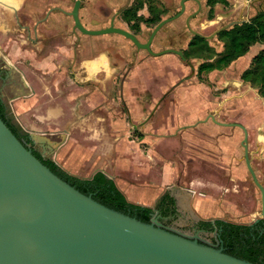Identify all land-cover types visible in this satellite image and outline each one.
Wrapping results in <instances>:
<instances>
[{"label":"rangeland","instance_id":"374dc122","mask_svg":"<svg viewBox=\"0 0 264 264\" xmlns=\"http://www.w3.org/2000/svg\"><path fill=\"white\" fill-rule=\"evenodd\" d=\"M155 3H162V6L167 7V14L172 15L179 8L180 0H153ZM203 4L205 0H200ZM227 5L217 4L214 10V19L217 16H220V19L217 23L210 24L212 22H207L206 19V7H202L201 14L191 22V28L204 36H211L217 30L221 28H230L235 24H240L250 21L256 14L259 12H264V0H226ZM131 1L130 0H107V7L109 12H114V10L127 6ZM165 3V4H164ZM67 6V5H66ZM69 7V6H68ZM185 14L192 11L194 4L189 2L185 4ZM184 14V16H185ZM184 16L180 19L166 25L161 31L159 37L156 39V44H162L165 46H171L175 49H181L186 45V42L191 38V33L188 32L184 26ZM31 18V17H28ZM122 25L121 21H117ZM93 25V24H92ZM148 34V31L145 28H142L139 38L143 39ZM108 40L115 42L118 45H123V56L128 57L130 45L126 41H116V36H107L105 37ZM119 39V38H118ZM5 41L6 39L3 38ZM210 41V51L207 55V58H213L219 56L220 53L224 52L225 45L216 39V37L209 38ZM123 42V43H122ZM264 50V45H254L250 53L257 54L259 51ZM206 56V55H205ZM200 60H194L190 67L186 64L176 61L171 62V68L168 67L167 73L170 75L171 80L164 86L162 89V94L158 93L159 88L158 84L163 83V76L161 77H149L145 79L141 85L135 84V91L142 87L145 88L151 94L145 95H132L133 86L131 83L125 88L124 101L118 99L113 91L110 95H107L108 103H104L101 106L107 105L112 106L111 103H117L121 107H125V124H126V135L125 137L116 144L114 151V160L110 172V176H113L117 172V166L119 165V160L123 155L128 156L129 164L132 165L133 160H131L134 154H142L153 156L154 159H174L176 160L175 166L178 168L177 177L174 180H170L168 193L172 196L175 206V216L169 220L170 227L177 229L181 232H184L188 235H193L196 230H199V215L196 213H188L182 211L179 207L181 204V196L184 195L186 189L193 191V196L196 197V193L199 197L204 195L205 202L215 204H224L225 208L232 206L235 210L234 215L229 214L228 210L225 209V213L222 215L223 220L231 221L237 224L245 223L252 224L256 219L259 218L260 213V193L256 186L253 184L251 177L245 167L244 157H243V148L241 146V141L243 138L242 131H238V141L236 144V157L229 159L230 167H235V170L240 167L239 171L235 174L227 175L223 173L216 172L213 167L210 166V161L207 159V154H205V147L207 144H199L192 139H187L186 134H195L198 132L196 129L197 125L202 123L201 121L210 120V115L214 116L215 120L225 123H231L227 121L231 116V121H239V118H244L250 123V127L244 126L242 123L238 122L244 126L248 132V151L251 158V164L254 167L259 169L261 166V155L264 154V144L259 141V127L252 126L259 118H264V99H257L256 91L248 89L249 87L242 85L239 81L240 71L235 70L232 66L224 69L223 71H214L209 74H203L201 77L195 72ZM242 66V63L239 65ZM108 86H113L114 78L111 77L110 73L107 77ZM202 81V82H201ZM156 82V83H155ZM179 82H182L179 91H188L196 92L198 96V102L203 103L202 115L199 119H195L199 115V110L194 106L192 109H187L180 106V101L175 97L177 94L172 95L168 88L170 85H175ZM84 86L85 84H81ZM89 85V84H88ZM115 87V86H114ZM130 89V90H129ZM241 89V90H240ZM246 89V90H245ZM129 90L130 92H126ZM256 90V89H255ZM167 94H164V93ZM240 92H243L244 95L251 101V104H255L252 107V111L249 114V111L242 109L245 105L240 102L238 108L233 107L235 100H243V96H240ZM233 95H235L233 97ZM60 96L56 103H43L39 105L38 108L45 107L48 104H52L56 107H61V115L57 118H52L48 120L47 126H41L43 121L38 119L32 113L24 119L25 123H39L41 125L30 126L22 125L19 120L13 116L14 122L27 133L29 130L43 131V133L50 134L49 139L52 140L57 134L65 132L69 126L67 122L74 116H80L82 113L87 111L89 104H98L101 103L104 98L101 99L100 94L95 91V89H87L85 94H79L76 92L75 95H71L69 98L68 104ZM137 97V98H136ZM178 97V96H177ZM255 99H254V98ZM120 98V96H119ZM103 101V102H105ZM234 104L231 106L232 102ZM122 103V104H121ZM67 104V105H66ZM76 104V106H75ZM201 105V104H200ZM75 106V111H72V108ZM101 106L97 107L100 108ZM120 106L119 110H120ZM219 106V108H216ZM116 110V109H114ZM195 119L194 123L190 126L178 125V123L189 122ZM87 119L83 123V127L87 124ZM220 121V122H221ZM237 123V122H236ZM264 122H261L262 124ZM259 124V125H260ZM209 126L207 123L201 124L198 126L199 131H207ZM193 129V130H192ZM86 133L88 135L93 134L92 140L96 139L98 131L95 126L92 124V127H86ZM231 131H234L231 129ZM22 132V131H20ZM240 132V133H239ZM227 135V134H225ZM199 137V136H198ZM27 138V137H26ZM70 138V136H69ZM28 139V138H27ZM64 141V140H63ZM66 139V142L61 144V149L58 147L50 148V145H47L49 158L55 159L56 162L68 169H74L80 166V163L85 162L89 164L93 160V155L96 153H102L103 150H106L110 143H107L106 148L101 151H97L96 146L99 142H90V141H81L77 140L69 141ZM55 144V142H54ZM35 146L41 147L37 144ZM58 148V149H57ZM59 150V151H58ZM90 150L92 152H90ZM58 151V154H57ZM92 153V154H91ZM160 153V154H159ZM57 154V155H56ZM91 154V155H88ZM103 154V153H102ZM204 154V156H203ZM163 156V157H162ZM137 159H140L141 156L137 155ZM147 160V156L145 158ZM152 162V161H151ZM158 162V161H157ZM151 164V163H150ZM154 164V163H152ZM154 166V165H153ZM162 163H157L156 166L152 168L150 178L154 185V189H149L150 192H155L157 188L160 187L163 182L160 173L162 171ZM255 171V170H254ZM258 171V170H257ZM256 173V172H255ZM125 179L129 178L127 175H124ZM172 177V176H171ZM230 177H233L231 180ZM259 182L264 187V181L257 176ZM196 190V191H195ZM196 192V193H195ZM202 194V195H201ZM177 195V197H175ZM147 199V198H146ZM145 199V200H146ZM144 201V199H142ZM180 202V203H178ZM222 206V205H221ZM230 208V207H229ZM209 220H214L213 216ZM207 221V220H206ZM210 222V221H209ZM205 231L199 232L198 235L204 241L215 244L220 243L218 240V231H216L212 226V223L207 226L203 225ZM219 248V247H218ZM216 248V249H218Z\"/></svg>","mask_w":264,"mask_h":264},{"label":"water","instance_id":"95a60500","mask_svg":"<svg viewBox=\"0 0 264 264\" xmlns=\"http://www.w3.org/2000/svg\"><path fill=\"white\" fill-rule=\"evenodd\" d=\"M78 6L77 1L71 14L83 33H119L138 48L149 50L147 44L141 45L130 33L113 26L98 31L84 29L77 19ZM179 15L161 22L152 37L165 22ZM100 109L106 114L105 120L114 138L103 154H94L93 160L89 164L85 162L84 167L83 162L74 169L60 165L70 176L91 180L95 173H101L112 179L116 144L126 135L125 111L123 107L114 110L107 105ZM86 117L73 121L59 136L68 140L73 129L82 126ZM210 119L243 131L244 164L260 193L259 218L253 222L257 223L264 219V187L251 164L248 132L239 124L221 123L212 115ZM21 131L15 136L0 118V264H252L225 254L220 243L206 246L198 243V237L166 230L155 216L149 223H143L80 193L31 152L32 144L58 147L49 139L50 134L24 132L30 141L25 145Z\"/></svg>","mask_w":264,"mask_h":264},{"label":"flooded vegetation","instance_id":"af4514ba","mask_svg":"<svg viewBox=\"0 0 264 264\" xmlns=\"http://www.w3.org/2000/svg\"><path fill=\"white\" fill-rule=\"evenodd\" d=\"M32 1L33 0H17V3L19 2V7L16 10V16L14 14L12 17L6 13V11L9 13L12 10L4 5H0V25L4 27V39L8 42L12 41L17 47L30 48L34 61L38 64L35 70H37V73L42 77L43 81L51 86L54 93L58 94L59 97L63 96L62 98L67 104L70 101L69 98L71 95H75L76 92L79 94H85L87 89L91 90L93 88L100 94L101 99L104 98L103 101H105L107 99L106 96L110 95L113 91H115V95H117L118 99L124 101V95L126 94L125 88L126 86H129L130 83L134 87L133 90H131L133 92L132 95L140 97L142 94L145 95L147 90L138 87L139 89L135 91V89H137V87L135 88L134 86L135 84L141 85V83L149 77L156 78L164 75L163 83L158 84L159 88H161L160 85L162 86L161 89H158L160 90L158 93L162 94V89L171 80L170 75L167 73V68H171V62L173 61H180L190 67L194 60H200L201 62L195 72L200 77L203 74H209L214 71H223L231 66L230 64L223 70H212L207 73L199 72L201 65L212 63L219 57L215 56L213 58H207L208 53L212 51H210L211 46L209 38L216 37L218 41H221L218 35L219 32L221 30L230 29L231 27L221 28L211 36H204L193 30L190 26L191 22L201 14L202 7L207 8V22L215 20V6L221 3L212 4L209 2L210 0H205L203 4L200 0H180L178 10L169 16V14H167V7L165 5L162 6L161 2L155 3L153 0H130L131 2L127 6H122L114 10V12H109L107 0H36L40 4L41 11L36 17H34V19H32L28 18L29 16L26 14ZM77 1L79 3L77 19L84 29L98 31L113 26L114 28L130 33L141 45L147 44L149 50L138 48L131 39L119 33L110 32L100 35L83 33L76 27L75 20L71 14L75 9ZM189 2L194 4V8L192 11L185 14V4ZM181 3L184 5V11L182 13ZM178 14L180 15L176 19L165 22L152 37L153 31L161 22L169 20ZM182 16H184V26L186 30L191 33V38L186 42V45L181 49H175L171 46L156 44L155 41L159 37L163 28L180 19ZM117 21H121L122 25ZM142 28H145L148 31V34L145 38L140 39L139 36ZM107 36H116L119 38H115L116 41L120 42L124 40L128 42L130 45V54L127 58L123 56V45H118L110 39L108 40L105 38ZM221 42L223 43V41ZM23 49L26 51V48ZM47 60L50 61L45 65L44 62H47ZM21 63L27 70H33V68H35L29 59H25ZM91 63H93V65H91ZM9 71L10 68L5 66L3 57L0 54V94L1 88L3 87L11 97L15 95V90L11 88V85L9 84L10 81L8 79V81L5 80V78L7 76L9 77L11 74ZM19 73L20 72L18 71L13 73L14 76L17 77V79H15V82L17 81V83L18 78L20 77ZM109 73L111 77L115 79L113 86H108L107 84ZM81 84L85 85L82 86ZM181 85L182 82L170 85L168 91L172 95L178 94V92L175 93V91L180 88ZM253 88L256 89L255 87ZM129 90L126 92H130ZM256 91L258 93L257 89ZM146 94L150 95L151 93L147 91ZM164 94L167 93L165 92ZM175 97L180 101L179 104L184 102L181 98H178L177 96ZM0 101L5 105L8 114L12 116L6 99L0 96ZM103 101L93 105L90 103L87 111L80 116L75 117V113H73L74 116L67 122V124L70 125L73 121L82 116H87V124L83 127L73 129L69 141L76 142L79 139L81 141L99 142L95 148L97 151L103 150L106 148L107 143L112 142L115 134L113 131H110L107 126L105 120L106 114L100 108L96 110L97 107L104 103H108L107 101ZM188 101H190V99H188ZM109 103L112 105L109 106L110 108L119 110V107H117L120 106L119 104ZM75 106L72 108V111H75ZM92 124L99 132L96 139H93L94 141H91V136L93 134L90 133L88 135V133H86L88 132L86 131V127H92ZM52 140L58 147L63 144V142H66V139L63 141L58 134L52 138ZM23 143L29 145L30 141L23 137ZM30 149L33 155H39L44 160L52 161L49 156H47V145L38 147L32 144ZM90 152L92 151L90 150ZM52 162L57 167V171L63 175L69 183L87 181L68 175L66 170L59 164L54 161ZM96 174L98 173H95V175ZM166 195L170 197L168 192ZM157 203L152 207L151 217L155 216V218H158L164 229L179 233L183 236L198 237L199 239H197V241L202 245L210 246L217 244L204 241L200 238L198 233L206 230L203 228V225L209 226L211 223L212 226L214 225L213 228L218 231L215 226V221L218 219L204 223L199 222V230H196L195 233L190 236L170 227L168 221L175 216V206L166 204L165 206H168V208L170 207L168 209L169 215L161 217L159 215ZM218 247L219 246L216 248Z\"/></svg>","mask_w":264,"mask_h":264},{"label":"crops","instance_id":"0c3cea01","mask_svg":"<svg viewBox=\"0 0 264 264\" xmlns=\"http://www.w3.org/2000/svg\"><path fill=\"white\" fill-rule=\"evenodd\" d=\"M11 1L12 2L4 3L6 4L7 8L13 11L9 13L6 11V13L9 14L10 17L14 16V14L16 16V13H17L16 10L19 7V2L17 3V0H11ZM0 2L3 3V1H0ZM40 11H41L40 4L38 3V1L33 0L31 5L28 7L26 14H28L29 17L34 19V17H36V15ZM0 30H1L0 32V52L1 53L0 54L3 57L5 66L10 68L9 73H11L9 77L7 76L5 78V80L8 79L10 81L9 84L11 85V88L15 90V95L10 97L7 94V91H5V89L2 87L0 96L6 99V102L8 103L10 107L11 114H13L15 119L17 118L19 122L21 123L23 122L22 125H30V126H35V127H37L38 125H41L39 123L35 124L32 122L28 124H24L25 123L24 119H27L30 113H32V115H34L35 117L43 121V124L41 126H47L46 124H49L47 123V121L51 120L52 118L59 117L61 115L60 110L62 109L61 107H56L52 104L51 105L48 104L42 108L41 107L38 108V107L39 105L46 103V102L56 103L59 96L58 94L53 92L51 86L47 82L43 81L42 77L37 73V70H35L38 64L37 62L35 63L33 55L30 52V48L20 47V46L17 47L12 41L10 42H8L7 40L4 41L3 40L4 27L1 25H0ZM255 45H258V44H255ZM23 48H26V51H24ZM249 51L244 56L232 62L231 66L235 70L240 71L238 72L240 74L239 81L242 83L243 87L247 86L249 87L248 89H252V91H256L251 86L250 83L244 82L243 80H241V77H240L242 72L249 67L254 55H256L255 53L249 54ZM25 59H29L31 63L35 66L33 70H27L26 68L22 66L21 62ZM49 61L50 60H47V62H44V64L46 65V63H49ZM240 63H242L241 67L239 66ZM16 71L20 72L18 83L17 81L15 82V79H17V77L14 76L13 74ZM195 93L196 92H194V90L192 92L179 91L176 96H178V98H181L185 102V103L181 102L179 107L192 109L194 108V106H196L197 110H199V115L196 116L195 119H199L200 116L202 115L204 104L198 102L199 99ZM239 95L243 96V100L241 101L239 99L235 100V103L237 101V104H234V101H233L231 106L234 104L233 107L237 109L239 103L242 102L245 104L242 109L247 108V111H249V114H250L252 111V107L255 106L256 103L252 105L251 101L244 95L243 92H240ZM234 96L235 95H233V97ZM256 96H257V99L253 97L256 100V102L259 101L258 99H264V97H261L258 93H256ZM188 99H190V101H188ZM216 108H219V106H216ZM195 119L189 122L178 123V125H182V126L190 125L191 126L195 122L194 121ZM231 119L232 118L230 116L227 121L231 123H235V124H239L238 122H240L244 126L250 127V123H248V121L244 118H239V121H235V122H232ZM221 120L222 119L220 118V121ZM201 122L202 123L198 124L195 129L197 130L198 134L197 135L186 134V138L188 140L192 139V141H196L197 143L202 144V145L207 144V146L205 147L207 150H205L204 152L205 154H207L206 157L210 161V166L213 167L216 172H219V173L221 172L227 175L235 174L237 171H239L240 167H238L237 170H235V167H230L229 159L237 156V153H236L237 151L235 148H236V144L238 141V131H240L241 129L239 127L222 126V125H219L213 122L211 119L207 121H201ZM261 122H264V118H259L258 120H256L255 123L252 124V126H257V125L260 126L259 127V132H260L259 141L264 144V123L260 124ZM205 123H207V125L209 126L208 130L205 132L204 131L200 132L198 129V126L201 124H205ZM221 123H225V122L221 121ZM231 129H233L234 131H231ZM29 131H34V130L32 129ZM36 132L43 133V131H39V130H36ZM126 155H123L121 159L119 160V165L117 166V172L113 174L112 180L116 184L117 188L125 196L128 202L135 204V205L152 208L158 202V200L168 192L169 190L168 183L170 182V180H172L173 178L174 180L176 179L177 173L179 172L178 168L175 166L176 160L174 159L166 160L164 159L163 156H162L163 160H160L161 156L159 160H156L154 159L153 156H148V155L143 156L142 154L137 153L135 155L134 154L132 155L133 158L131 160H133V163L131 165L129 164V160H127L129 157ZM137 155H140L141 158L137 159L136 158ZM146 156H147V160L145 159ZM261 159L263 161L261 162L260 164L261 166L259 167V169H257L258 171L256 170L255 167H254V170L256 172V176H259L260 179L264 181V154L261 155ZM157 161L159 163H162L163 170L161 171L160 176L163 182L161 183L160 187L157 188L156 191L153 193L149 191V189L150 190L154 189L153 182L151 181V179L148 181V179L150 178V175H151L150 171L152 170L154 166L157 165L158 163ZM173 161L175 164L173 163ZM124 175H127L129 178L125 179V177H123ZM232 178L233 177H230L231 180H233ZM192 192L193 191L186 189L184 195H182L180 198L181 204L179 207L181 208L182 211H185L188 213L192 212V213H196L197 215H199L200 217L199 222L204 223V222L210 221L209 219L212 216L214 219L223 220L222 215L225 213V209L228 210L229 214H232V215L236 214L235 210L233 211L234 207L229 206L230 208L229 207L225 208L224 204L219 205V204H215L214 202L212 203L205 202L207 200H205L206 197L204 195L201 194L202 196L199 197L197 193L195 192L196 197H194L193 196L194 192L193 193ZM175 197H177V195H175ZM170 198L173 200L172 196H170ZM142 199H144V201H142ZM169 208L168 206H165L159 209V215L161 217L169 215V212H168ZM223 221H227V220H223ZM227 222H231V221H227ZM241 224H245V223H241Z\"/></svg>","mask_w":264,"mask_h":264},{"label":"trees","instance_id":"16d2710c","mask_svg":"<svg viewBox=\"0 0 264 264\" xmlns=\"http://www.w3.org/2000/svg\"><path fill=\"white\" fill-rule=\"evenodd\" d=\"M209 2L227 5L226 0H210ZM218 35L225 45L224 52L214 62L201 65L199 72L223 70L247 54L255 44L264 45V12H259L248 22L235 24L230 29L221 30ZM240 77L255 87L261 96H264V50L254 55L249 67L242 72ZM0 118L15 136L19 135L20 127L8 114L1 101ZM35 156L52 173L80 193L91 196L93 200L110 209L135 217L143 223H149L152 208L128 202L113 180L98 173L91 180L69 183L57 171V167L52 161L44 160L39 155ZM166 204L172 206L174 201L165 194L158 200L157 207L161 209ZM215 226L218 229V240L225 254L252 264H264V219L250 225L216 220Z\"/></svg>","mask_w":264,"mask_h":264},{"label":"bare ground","instance_id":"6f19581e","mask_svg":"<svg viewBox=\"0 0 264 264\" xmlns=\"http://www.w3.org/2000/svg\"><path fill=\"white\" fill-rule=\"evenodd\" d=\"M0 1H3V3H2V5H4V6H6V4H4V3H6V2H12L11 0H0ZM3 6V7H4ZM219 19H220V16H217L216 18H215V20H213L212 21V23H210V24H213V23H217L218 21H219ZM104 54V53H103ZM106 56V55H105ZM98 59V58H97ZM107 59V58H106ZM110 59V58H109ZM91 65H93V63H91ZM202 205V204H201ZM200 209V208H199Z\"/></svg>","mask_w":264,"mask_h":264}]
</instances>
